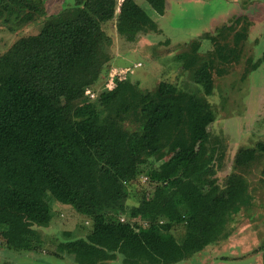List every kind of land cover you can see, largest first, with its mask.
<instances>
[{
    "label": "trees",
    "instance_id": "16d2710c",
    "mask_svg": "<svg viewBox=\"0 0 264 264\" xmlns=\"http://www.w3.org/2000/svg\"><path fill=\"white\" fill-rule=\"evenodd\" d=\"M146 1L164 13L166 0ZM116 4L76 0L46 15L43 0H0L1 31L41 22L37 33L0 52V246L8 251L38 249V227L50 224L58 202L89 223L84 237L57 244L62 258L102 264L121 255L133 264H172L227 237V225L248 205L247 172L262 161L264 144L240 147L223 185L217 184L213 166L222 156L209 148L216 114L207 99L215 76L239 63L246 28L205 33L214 49L201 65L192 61L198 40L177 55L197 91L142 87L126 76L105 110L84 105L75 111V101L114 57L103 25L114 18ZM119 7L132 34L156 29L135 0ZM144 175L152 194L169 198L156 210L134 214L126 209L127 186ZM177 216L184 225L180 236L172 231Z\"/></svg>",
    "mask_w": 264,
    "mask_h": 264
},
{
    "label": "rangeland",
    "instance_id": "374dc122",
    "mask_svg": "<svg viewBox=\"0 0 264 264\" xmlns=\"http://www.w3.org/2000/svg\"><path fill=\"white\" fill-rule=\"evenodd\" d=\"M43 1L46 15H51L74 5L76 0ZM121 2L117 0L114 18L103 25L112 39L110 50L114 57L93 88L75 101V111L84 105H93L99 112L105 110L107 104L121 94L116 82L126 76L142 87L164 84L197 91L190 73L177 62V55L198 40L200 48L192 61L201 65L214 49L205 33L214 35L226 25L246 28L248 36L239 63L228 65L227 72L215 76L214 92L207 96L216 114L215 121L208 127V144L216 152L215 156H222L220 161L215 159L213 166L214 178L222 186L232 169L236 151L240 147H255L258 142L264 144V0H166L162 15L146 0H135L156 23L155 30L137 34L128 31L119 7ZM40 26L41 22L32 23L15 33L0 30V52L16 38L37 33ZM258 60V67L246 72ZM75 116L78 118V113ZM91 151L101 159L97 146ZM255 165L247 172L249 195L245 200L248 205L227 225L226 230H231L229 235L172 264H264V153L262 161ZM127 190L126 209L133 208L134 214L142 207L156 210L169 198L152 194L153 186L146 182L145 175L130 183ZM174 220L172 231L180 236L184 232L183 221L180 216ZM162 226L168 227L167 224ZM88 227L87 219L71 206L56 202L50 224L38 227L42 234L38 249L16 252L0 246V264H76L72 257L60 256L65 253L59 252L57 244L84 237ZM128 261L118 255L115 260L102 264H133Z\"/></svg>",
    "mask_w": 264,
    "mask_h": 264
},
{
    "label": "crops",
    "instance_id": "0c3cea01",
    "mask_svg": "<svg viewBox=\"0 0 264 264\" xmlns=\"http://www.w3.org/2000/svg\"><path fill=\"white\" fill-rule=\"evenodd\" d=\"M243 11H245V9H242Z\"/></svg>",
    "mask_w": 264,
    "mask_h": 264
}]
</instances>
